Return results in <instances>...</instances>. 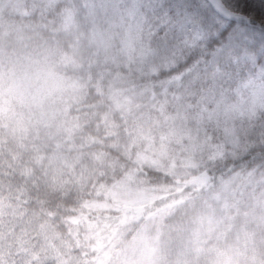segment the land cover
I'll return each mask as SVG.
<instances>
[{"label":"snow or ice","instance_id":"6c2138e0","mask_svg":"<svg viewBox=\"0 0 264 264\" xmlns=\"http://www.w3.org/2000/svg\"><path fill=\"white\" fill-rule=\"evenodd\" d=\"M0 264H264V0H0Z\"/></svg>","mask_w":264,"mask_h":264}]
</instances>
